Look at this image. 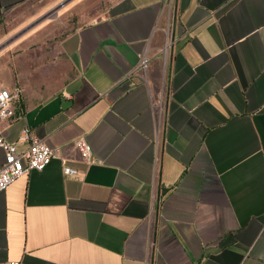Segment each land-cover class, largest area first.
I'll return each instance as SVG.
<instances>
[{"label": "crops", "instance_id": "obj_1", "mask_svg": "<svg viewBox=\"0 0 264 264\" xmlns=\"http://www.w3.org/2000/svg\"><path fill=\"white\" fill-rule=\"evenodd\" d=\"M60 52L71 75L38 100L0 65L4 138L59 149L0 192V264H264V0H106Z\"/></svg>", "mask_w": 264, "mask_h": 264}, {"label": "rangeland", "instance_id": "obj_2", "mask_svg": "<svg viewBox=\"0 0 264 264\" xmlns=\"http://www.w3.org/2000/svg\"><path fill=\"white\" fill-rule=\"evenodd\" d=\"M105 1L27 0L0 15L2 71L24 73L28 94L36 100L60 89L71 75L70 64L60 52L61 40L96 18ZM163 30L169 41V30Z\"/></svg>", "mask_w": 264, "mask_h": 264}, {"label": "built area", "instance_id": "obj_3", "mask_svg": "<svg viewBox=\"0 0 264 264\" xmlns=\"http://www.w3.org/2000/svg\"><path fill=\"white\" fill-rule=\"evenodd\" d=\"M170 10L173 9V0H167ZM150 58L147 48L139 55L134 72L144 76L148 70ZM20 89L0 86V122L11 120L15 116L14 103L19 98ZM25 143L24 148L19 144ZM80 154L87 162H94L89 143L83 138L76 141ZM0 148L5 151L4 162L0 166V192L16 178L29 173L32 170L40 171L59 155V149L51 147L44 139H39L32 134L29 126H25L13 142L7 141L0 129ZM63 171L67 175H77V169L64 166ZM11 264H18L13 262Z\"/></svg>", "mask_w": 264, "mask_h": 264}, {"label": "trees", "instance_id": "obj_4", "mask_svg": "<svg viewBox=\"0 0 264 264\" xmlns=\"http://www.w3.org/2000/svg\"><path fill=\"white\" fill-rule=\"evenodd\" d=\"M16 114V113H15Z\"/></svg>", "mask_w": 264, "mask_h": 264}]
</instances>
